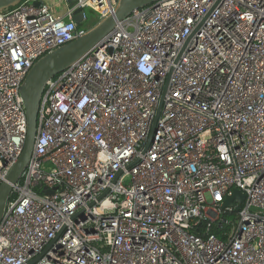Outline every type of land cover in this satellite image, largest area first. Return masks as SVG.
Here are the masks:
<instances>
[{"label": "built area", "instance_id": "2783aa9c", "mask_svg": "<svg viewBox=\"0 0 264 264\" xmlns=\"http://www.w3.org/2000/svg\"><path fill=\"white\" fill-rule=\"evenodd\" d=\"M117 3L0 12V180L24 142L28 70L89 28L74 8L100 21ZM38 124L0 221V264H264V0L135 9L46 80Z\"/></svg>", "mask_w": 264, "mask_h": 264}, {"label": "water", "instance_id": "95a60500", "mask_svg": "<svg viewBox=\"0 0 264 264\" xmlns=\"http://www.w3.org/2000/svg\"><path fill=\"white\" fill-rule=\"evenodd\" d=\"M21 1L23 0H0V12L16 6ZM66 1L67 6L70 8L74 6L77 0ZM156 1L158 0H118L117 6L112 14L97 21L95 25L89 27L85 33L74 40L43 55L30 67L19 88L26 116L25 138L19 156L8 170L5 178L0 180V221L3 217L6 204L11 197L13 184L20 179L32 155L39 126V103L46 80L81 60L86 54L97 47L115 26L129 16L132 11ZM35 4L38 5L39 3L36 2ZM71 15L75 23L81 24L83 13L80 7L74 8ZM161 103L162 99L159 102L155 120L159 115ZM152 137L153 134L151 133L143 152L147 149ZM48 193L51 194L52 190ZM104 195L105 192L100 195L98 199H101ZM243 200L244 194L240 190L235 189L232 191L231 195L222 202L221 207H233L237 212L240 210Z\"/></svg>", "mask_w": 264, "mask_h": 264}, {"label": "rangeland", "instance_id": "374dc122", "mask_svg": "<svg viewBox=\"0 0 264 264\" xmlns=\"http://www.w3.org/2000/svg\"><path fill=\"white\" fill-rule=\"evenodd\" d=\"M54 2L59 5V0H54ZM85 13L87 14L86 21L81 22V26L84 28H87L90 26L91 22L96 18L95 12L92 11L90 8L85 7L84 9Z\"/></svg>", "mask_w": 264, "mask_h": 264}, {"label": "trees", "instance_id": "16d2710c", "mask_svg": "<svg viewBox=\"0 0 264 264\" xmlns=\"http://www.w3.org/2000/svg\"><path fill=\"white\" fill-rule=\"evenodd\" d=\"M97 23V19L95 18L92 22H91V24H90V26L89 27H92L93 25H95ZM79 26H81L80 24H79ZM237 214V213H236ZM225 217L227 218V219H235V217H236V215H232V214H229L228 212H226L225 213ZM214 233L218 236V237H220V238H224V235L223 234H221L219 231H217L216 229H214Z\"/></svg>", "mask_w": 264, "mask_h": 264}, {"label": "crops", "instance_id": "0c3cea01", "mask_svg": "<svg viewBox=\"0 0 264 264\" xmlns=\"http://www.w3.org/2000/svg\"><path fill=\"white\" fill-rule=\"evenodd\" d=\"M45 1H48L50 4H53V0H45ZM54 10L57 11V13L59 14V13H62L63 12V7H61V8H59V7L55 8V6H54Z\"/></svg>", "mask_w": 264, "mask_h": 264}, {"label": "flooded vegetation", "instance_id": "af4514ba", "mask_svg": "<svg viewBox=\"0 0 264 264\" xmlns=\"http://www.w3.org/2000/svg\"><path fill=\"white\" fill-rule=\"evenodd\" d=\"M229 214L236 215V211L232 208L230 211H228Z\"/></svg>", "mask_w": 264, "mask_h": 264}]
</instances>
